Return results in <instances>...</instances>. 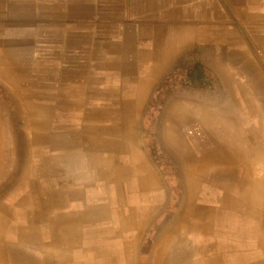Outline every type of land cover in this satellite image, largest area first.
Returning <instances> with one entry per match:
<instances>
[{
    "label": "crops",
    "instance_id": "1",
    "mask_svg": "<svg viewBox=\"0 0 264 264\" xmlns=\"http://www.w3.org/2000/svg\"><path fill=\"white\" fill-rule=\"evenodd\" d=\"M1 205V264H264V0H0Z\"/></svg>",
    "mask_w": 264,
    "mask_h": 264
},
{
    "label": "rangeland",
    "instance_id": "2",
    "mask_svg": "<svg viewBox=\"0 0 264 264\" xmlns=\"http://www.w3.org/2000/svg\"><path fill=\"white\" fill-rule=\"evenodd\" d=\"M172 89H174V88H172L171 86H168V88H167V90L165 91V94L167 93V95L164 97V99H163V104H164V106H165V108L166 107H168L169 105H170V101H171V97L172 96H174L175 94H176V91L175 90H172ZM172 104V103H171ZM194 124V123H193ZM193 124L191 125V126H188L186 129H190V128H192L193 127ZM158 125H159V123H158ZM195 125V124H194ZM160 126V125H159ZM159 126H158V135L157 136H155V139L157 138L159 141H160V131H159ZM203 140H204V138H201V139H196V140H194L193 142H191V144L194 146L195 144H201V143H203ZM167 146V145H166ZM163 152L166 154V159L168 160V159H171L172 158V153L165 147V145L163 144ZM164 149H165V151H164ZM198 151V150H197ZM163 153V154H164ZM1 208H3L4 207V205H1L0 206Z\"/></svg>",
    "mask_w": 264,
    "mask_h": 264
},
{
    "label": "bare ground",
    "instance_id": "3",
    "mask_svg": "<svg viewBox=\"0 0 264 264\" xmlns=\"http://www.w3.org/2000/svg\"><path fill=\"white\" fill-rule=\"evenodd\" d=\"M193 126H194V124H193ZM172 218V217H171ZM169 238V237H168ZM252 263V262H251ZM0 264H1V260H0Z\"/></svg>",
    "mask_w": 264,
    "mask_h": 264
}]
</instances>
